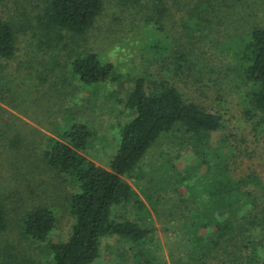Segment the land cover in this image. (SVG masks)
Masks as SVG:
<instances>
[{
  "label": "rangeland",
  "instance_id": "374dc122",
  "mask_svg": "<svg viewBox=\"0 0 264 264\" xmlns=\"http://www.w3.org/2000/svg\"><path fill=\"white\" fill-rule=\"evenodd\" d=\"M163 1L168 9L163 29L143 23L144 14L154 15L151 4L141 9L123 0H105L102 14L86 37L75 39L65 33L63 42L53 48L47 46L39 25L45 8L42 0L0 3L1 19L17 32L15 58L0 59V76L11 89L0 100V202L7 221L0 237V264H7L9 253L15 254L11 261L16 264H50L41 247L21 235L20 222L38 206L50 208L58 219L52 238L69 239L74 218L68 201L79 187L71 175L48 165L43 152L52 140L60 139V133L74 124H85L92 138L82 154L108 168L118 150L121 128L133 116L126 102L141 78L151 80V85L166 81L186 102L219 113L224 127L212 135L208 146L231 148L234 152L229 153L227 164L232 169L238 165L239 174L255 171L264 179V125L255 129L243 116L249 88L241 81L235 56L223 51L226 41L264 28V0H223L230 11H220L219 0L203 4L178 0V5ZM229 14L234 23L227 19ZM85 51L113 64L116 81L87 86L73 77L72 60ZM196 158L191 147L164 136L133 176L124 177L157 205L161 218L153 212V219L162 246L161 228L168 209L177 206L170 200L166 205L163 197L188 196L186 186L179 184L176 189L174 177L191 169ZM163 186L167 189L162 190ZM102 250L95 264H120L116 255L124 248L118 239H103Z\"/></svg>",
  "mask_w": 264,
  "mask_h": 264
},
{
  "label": "trees",
  "instance_id": "16d2710c",
  "mask_svg": "<svg viewBox=\"0 0 264 264\" xmlns=\"http://www.w3.org/2000/svg\"><path fill=\"white\" fill-rule=\"evenodd\" d=\"M42 1L45 8L39 25L47 46L52 48L63 42L65 33L75 39L86 37L105 2ZM219 1L220 11L231 10ZM123 3L141 9L151 4L154 15L144 14L143 23L145 27L155 23L163 29L161 22L168 11L163 0ZM173 4L179 1L173 0ZM230 17L227 19L234 23L236 20ZM242 37L226 41L223 51L238 61L241 81L249 88L243 116L256 129L264 125V28ZM16 53V29L0 17V59L11 60ZM182 60L183 56L177 63L182 64ZM71 70L72 76L87 86L117 79H112L114 65L89 51L74 56ZM150 83L139 79L126 102L133 116L121 128L118 150L108 168L97 166L82 154L92 138L85 124H74L59 134L60 139L51 141L43 152L46 163L71 175L79 187L68 201L74 224L66 242L54 240L51 233L58 219L50 208L38 206L20 222L22 238L41 247L50 264H95L102 257L105 238H116L123 246L124 250L116 255L120 264H264V179L255 171L239 174L238 165L232 169L227 164L229 153L234 152L231 148L220 145L212 150L208 146L212 135L224 127L219 113L186 102L166 81ZM10 90L0 76V100ZM164 136L191 147L197 158L191 169L174 177L176 189L179 184L186 186L188 196L175 193V197H163L166 205L170 200L177 206L168 209L165 227L161 228L165 237L162 246L153 219V212L161 218L157 205L141 187L135 189L124 177L133 176L148 151ZM6 229V214L0 202V237ZM8 257L7 264H16L11 261L15 254L9 253Z\"/></svg>",
  "mask_w": 264,
  "mask_h": 264
}]
</instances>
